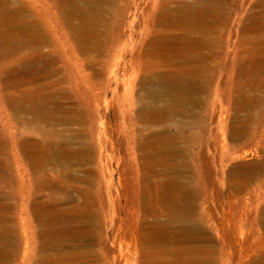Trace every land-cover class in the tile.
I'll list each match as a JSON object with an SVG mask.
<instances>
[{
	"label": "rangeland",
	"instance_id": "374dc122",
	"mask_svg": "<svg viewBox=\"0 0 264 264\" xmlns=\"http://www.w3.org/2000/svg\"><path fill=\"white\" fill-rule=\"evenodd\" d=\"M203 243L264 264V0H0V264Z\"/></svg>",
	"mask_w": 264,
	"mask_h": 264
},
{
	"label": "bare ground",
	"instance_id": "6f19581e",
	"mask_svg": "<svg viewBox=\"0 0 264 264\" xmlns=\"http://www.w3.org/2000/svg\"><path fill=\"white\" fill-rule=\"evenodd\" d=\"M189 17H192V16H189ZM199 16H195L193 18H198ZM202 23V18L199 17V21H198V24H201ZM204 25V24H203ZM175 81L174 80H161L159 81L158 83V88L160 90H163L164 94L165 93L169 96H172V91L175 90V89H180V87L178 86L177 83H174ZM161 94L159 93H154V98H160ZM179 240L180 242H184V243H190L193 244V243H197V242H207L200 234V232L198 231V229L191 225L190 223L186 224V226L183 228V230L180 232V235H179ZM161 240L159 239L158 237V242H160ZM155 242V243H156ZM162 242V241H161ZM161 242L159 244H161ZM190 245H187L185 246V251L188 252L189 254L192 255L193 253V256L190 257L189 259L187 258H184V257H178L176 261V263H172V262H163V261H160L158 259H156L154 261V264H213V261H212V257L209 256L210 255V249L209 247L206 245V244H201V246L199 248H197L195 246H190ZM158 258V257H157ZM39 259L37 260L36 264L39 263Z\"/></svg>",
	"mask_w": 264,
	"mask_h": 264
}]
</instances>
